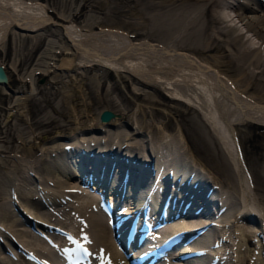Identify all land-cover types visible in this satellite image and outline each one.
Instances as JSON below:
<instances>
[{
	"label": "bare ground",
	"instance_id": "6f19581e",
	"mask_svg": "<svg viewBox=\"0 0 264 264\" xmlns=\"http://www.w3.org/2000/svg\"><path fill=\"white\" fill-rule=\"evenodd\" d=\"M222 1L158 0V5L162 7L166 5L169 8L166 11L168 12L167 16L162 21L165 36H159L165 39L156 41L154 38L153 40H133L130 38L131 36L129 37L126 33L117 31L114 28L104 27V29L99 31L92 30V28H89L91 30H84L86 28L83 29L77 23H74L76 18L82 16L83 9L89 4H86V0H83L75 10L68 13L70 14L69 18H63L59 15L60 13L58 14L66 22L74 20V22L69 24H62L60 32L58 31L65 40V44L44 50L37 61L33 63V52L36 50L39 40L46 39L49 34L47 33L48 35H46L45 31L42 30L35 34H28L32 43L25 46L27 49L23 51L21 49L24 46L20 45L18 41L19 34L10 29V27L22 26L26 30H38L47 26V24L49 25L52 18L39 13H34L31 16L5 14L3 12L6 11L0 10V37L7 33L8 48H11L12 45L14 49L16 59L13 61L12 66L17 74V87L24 89L23 85H25L26 81H29L33 85L30 91L35 94L34 89L38 86L35 83L34 75L36 72L42 71L47 74H53L50 84L54 88L57 86L60 91L58 93L61 94L59 95L60 99H57L59 100L57 101L58 103H49L50 109L46 110V116L41 117L42 115H40L37 118H34V115L32 116L31 114L33 108H31L30 102L33 100H30L34 96L30 97V93L29 95H5L6 97H4L1 104V110H5L6 114L0 118V140H2L0 153L3 155L0 159V164L7 165L11 161L12 167L7 170L13 174L19 166L18 163H20L17 162L18 158L22 155L33 156L30 168L41 175L42 182L47 184L49 181H56L58 185V188L55 189L44 187L46 193L49 194L46 196L49 197L48 201L44 200V204L57 206L55 209L59 211L57 214L70 219L65 224L53 223L52 218L55 211H44L38 205L25 203L24 215H26L28 220L29 217L34 219V225L37 228H32L25 219L20 218L21 220H19L17 216L11 217L0 212V236L4 234L8 237L10 236L16 244H21L27 250V253L36 252L46 264H80L76 258L73 257L74 261L72 256L64 252L71 245L69 238H65L62 234L54 233L56 237L53 235V237L51 236L52 239L56 238L54 240H58L60 236L63 238L61 240L64 243L60 247L52 248L38 236L36 231L46 236V232L38 226L53 230L55 228L53 225L56 224V228L60 226L67 232L81 235L86 240L85 233L81 231L86 230L96 235L95 251L93 252L90 248L92 253H99L103 246H106L105 249L110 255L109 260L113 264H130L131 258H124L123 253L120 252V244L125 247L127 245L123 237L129 233V230L135 232V239L130 236V240L133 242L138 240L139 244H135L134 249L129 245V248L132 247V250L129 249L130 254L133 255L137 251L133 255L134 258H138L141 253H143V257H147V253L152 252V247L149 245H154L157 239H154L155 234L150 233L145 236V240H141L139 234H141V230L150 232L151 229L149 228H154L157 220L158 222H163L164 230L160 234H156V236L159 235L162 240L170 237L169 241L172 240L173 242L184 237V242L182 245L177 243L174 246V253L178 254L177 258L159 259L156 264H247L249 259L252 260L249 264H264V254H262L264 253V248L261 246V235L259 234L264 231V203L262 202L264 197L259 198V194L256 195L251 180L252 175L250 176L242 159V146L238 141L239 133L237 134L239 128L238 130L236 128L238 123L243 124L253 120L261 121V123L263 121L264 123V104L256 100L257 97H255L256 101L250 98V95L252 93L254 95V92L264 93V68L255 70L257 66H260L259 49H243L242 36L236 34L232 28L215 27L214 15L218 8H220V13L230 16V12L226 9L228 4L226 2L222 4ZM226 1L232 2L233 0ZM238 3V17L242 21L247 22L249 30L258 35L261 39V44L264 46V0H238ZM137 10L135 8V12ZM260 10L263 11L258 13L257 11ZM249 11H255L256 13L253 14ZM166 12L164 13L166 14ZM84 16L86 17V15ZM79 20L76 21L79 22ZM94 21L93 19L92 21L90 20V22L96 23ZM96 21H98V18ZM103 23L102 27L105 26ZM82 25L86 26L85 23ZM159 28L161 30V27ZM150 35L151 37L154 36V34ZM58 36L60 37V35ZM154 37L156 38L157 36ZM58 39L60 40V38ZM0 50H2L1 47ZM212 50L224 52L229 61L220 63V61L210 60L206 57V53ZM60 53L68 55L61 62L62 65L65 64L69 68L75 65L78 68H83L84 72L79 70L76 75L69 74L66 79L64 78L66 75L62 77L59 73H53L55 71L54 67H58L60 62L53 63L50 59H55V56ZM132 54H146L147 58H150L149 63L147 62L149 67L143 69L135 64L130 65L127 62H123L125 57L132 56ZM233 57H236V59ZM40 58L43 60L48 59L45 63H42L39 60ZM154 58H157V60ZM25 63L28 64V71L23 70L21 67ZM86 65L90 67L88 68ZM96 65L111 66L113 69L128 71L129 74H132V79L137 77L142 81L154 82L156 86L158 85L157 88L160 90V95H166L174 99L190 100V103L194 107L196 106L195 108L201 115L205 113V117H203L210 126V132L216 135V139L219 138L217 140L222 141L225 146L221 144L227 148L224 150L225 156L221 161H219L221 159V153H219L220 158H218L219 162L216 166L225 174L223 176L230 178V185L237 183V190L238 188L239 190L236 191L235 189L236 192H243V194L240 192L238 206L234 207L235 209H232V200L228 193L222 192V199L221 195L217 194L216 183L204 172V169L193 164L187 166L189 163L186 157L187 151L183 148L184 145L182 143L190 146V140H187L181 125L177 124L179 134L182 137L181 140H178L176 135L178 133L169 131L168 122L154 120L156 114L147 119V112L151 113L153 110L144 111L142 103H139V107L134 110L135 112H132L128 107L126 109L125 104V107H118L117 105L119 104L114 101L113 103L118 110H125L122 111V114L106 108L114 113V116H111L110 119L105 120L101 116L99 118L92 117L93 120L91 119L87 122L81 120L83 118L73 122L75 112L82 114L84 108L92 106L96 98L111 95L113 90L119 89L120 91L121 89L118 87L116 80L109 83L102 78V75L90 72L97 68ZM229 66L233 68L235 66L240 69L241 72L239 74L243 73V75L239 78H230L222 71V67L227 69ZM27 72L29 73L27 74ZM252 78L253 81L251 80ZM9 80L11 82V76L8 78L7 75V83H3L7 87H9ZM248 81H252L251 85ZM244 82L249 85L241 88V84ZM138 85L135 86V93L130 94V99L135 100L134 95L142 94L143 91ZM2 92L1 94H3ZM246 92L250 93L249 97L245 94ZM192 96H204L207 99L208 106H204L205 103L201 104L193 101ZM163 102L162 99L155 101L157 104ZM165 104L167 103L165 102ZM63 105L64 108H62ZM53 112L58 113L62 117L57 118ZM152 113H155V111ZM121 116L125 117L122 118V122L117 121ZM14 119L21 120L20 124L25 123L26 127L24 126L23 130L27 128V132L16 133L18 135L12 134L13 131L11 133L6 132V125ZM19 123L18 125H20ZM114 124H118L117 127L111 128L110 126ZM9 128L7 127V129ZM79 129L82 132L77 140L71 144L60 143L54 148H64L61 152L71 150V160H67L68 158L66 159L65 153H63L62 157L66 159V163L58 155L61 153L59 152L56 154V164L51 157L47 162L49 164L48 167L47 165L44 166L42 162H44L45 157L39 155L41 153L40 143L43 141V137L45 138L52 132H56L59 135H70ZM199 131L200 129L198 133L202 132ZM203 134L202 132L201 135ZM255 134L257 133L255 132ZM201 135L198 136L201 138ZM207 135L205 136L207 137ZM15 140L16 142H14ZM192 149L195 152L194 154H196L197 151L194 150V147ZM215 149L214 147L212 148L214 152ZM201 150L200 154L204 149ZM219 150H216V152ZM51 151V148L45 149V153H50ZM199 153L197 152L198 155ZM176 156H181L182 158L180 159L185 160L186 163L180 162L175 158ZM215 156H213L214 159ZM62 161L67 165H63ZM53 164L55 165L53 166ZM50 165H52L53 169L50 168ZM219 169L217 168V171ZM48 172L50 175H48ZM224 183L219 182V186L221 184L224 185ZM226 189L229 190V188ZM224 190L225 188H223ZM18 194L20 197L23 196L21 191ZM74 194H77V196L72 199ZM0 195H2L1 192ZM2 199L3 197L0 196V202ZM26 199L29 200V196ZM60 200H63L64 203L69 201L68 205L59 206L58 204H61ZM102 201L108 202V204L111 203L116 208H112V212L108 214L99 206ZM70 208H72L71 210L74 214H69ZM127 213L133 215L130 216V219L124 220L123 214L126 215ZM116 215L119 216L116 217ZM58 231L61 232L60 230ZM214 231H217V233L215 232L216 238L220 239V241L223 240V242L221 241L220 244L222 245L219 244V248H213L214 250H212L211 244H213L214 240H211ZM177 232L180 235L171 239ZM49 237L48 235L47 238ZM126 238L128 240V237ZM146 239L148 243H146ZM256 239L258 240V248L251 245V243L255 244ZM87 243L91 247L89 241ZM57 251L58 253L62 252L64 258L58 255ZM151 254H154V250ZM4 256L0 255V261L5 263ZM33 260V257L32 259L30 258L29 264H37ZM81 264H84V262Z\"/></svg>",
	"mask_w": 264,
	"mask_h": 264
},
{
	"label": "rangeland",
	"instance_id": "374dc122",
	"mask_svg": "<svg viewBox=\"0 0 264 264\" xmlns=\"http://www.w3.org/2000/svg\"><path fill=\"white\" fill-rule=\"evenodd\" d=\"M82 1L81 0H66V1L65 0H61V1L60 0H38V1L37 0H0V10L6 11V12H3L5 14L11 13V14H18L21 16H23V15L31 16L34 13H39V14H44L46 16L48 15L49 17L52 18V21L49 22V25L47 24V26H45L42 29L40 28L38 30H26L22 26H11L10 27V29L16 31L19 34V40L18 41H19L20 45L24 46V48L21 49L23 51H24V49H25V51L27 49L25 46H28L30 43H32V40L29 38L28 34L38 33L39 30L45 31L46 35L49 34L46 38L47 40L46 39H44L42 41L39 40V42L37 44V48L33 52V57H32V63H33V62L37 61L38 57L43 53L44 50H46L48 48H53L56 45L57 46L58 45L63 46L65 44V40L63 39L62 35L59 33L60 28H61L60 26H62V24H69L70 22H74V20H70V22H66V21H64L63 18H65V17L69 18L70 14H68V13H70L72 10H75L79 6L80 2H82ZM157 1L158 0H141V1L137 0V3H136V0H99V1L98 0H89V1L86 0V4L87 3H89V4L83 9L82 16H79L78 18H76V20L80 19L79 22L75 20L74 23H77L79 25V27H82L83 29L86 28L84 30H88L89 28H92V30L99 31L101 29H104V27L105 28H114L117 31H121L123 33H126L127 35H129V37L131 36L130 38H132L133 40H141V39H143V40L144 39H150V40L152 39L153 40V38H154V40H156V41H163L165 38H160L159 36H162V37L165 36V29H163L162 21L165 18V16H167L168 12H166V11L169 8V6L167 7L165 5L166 7L165 6L162 7V6L157 4L158 3ZM225 2L228 4L226 9L230 12V16L223 15V13H220V11H219L220 8H218V10L216 11V13L214 15L215 27L232 28L236 34H239L240 36H242V48L243 49H249V48L259 49V51H260V60H259L260 62L259 63L260 64L259 63L258 64L260 66H257L255 68V70L263 69L264 68V46L261 44V39L252 30H249V28L247 26V22L242 21L241 18L238 17V6H239L238 0H233L232 2H228L226 0H223L222 4ZM136 4H139V5H136ZM152 4H153V6H152ZM149 7H150V9H149ZM135 8L138 9L139 11L137 10L135 12ZM140 8H141V12H140ZM155 9H156V11H155ZM262 11L260 10L257 12L261 13ZM164 12H166V14ZM249 12H251L253 14L256 13L255 11H249ZM83 13H85V14H83ZM58 14L61 15L63 18L58 16ZM161 14L164 15L163 18H162ZM84 15H86V17ZM142 15H144V16H142ZM150 15H151V17H150ZM97 18H98V21H96ZM87 19H88V21H87ZM92 19H93V21L95 19L94 22H96V23L90 22V20L92 21ZM84 23L86 26L82 25ZM90 23H91V25H90ZM102 23L105 24V26L102 27L101 26ZM99 24L101 27L98 26ZM109 26H111V27H109ZM140 26H142V27L140 28ZM151 26H153L155 28H153ZM50 27H51V29H50ZM119 27H120V29H119ZM159 27H161V30ZM138 28H140V29H138ZM156 28H158V29L156 30ZM89 30H91V29H89ZM147 31H148V33H147ZM160 31L161 32L163 31L162 33H164V34H162ZM54 32H56L58 35H60V37ZM138 32H140V33L138 34ZM150 34H154V36H157V37L156 38L154 36L151 37ZM7 38H8L7 33H4L0 37V47L2 48V50H0V65H2L5 68L7 75H8V78L11 76V82H10V80L8 81V83L10 82L9 87H7L3 83H0V90H1L0 91V118L3 115L5 116V114H6L5 110H1L2 100L4 99V97H6L5 95H10V94H19V95L28 94L29 95V93L31 94V95H29L30 97L34 96L33 99L31 98V100H30V101L33 100L32 102H30L31 108H33L31 111L32 116L34 115V118L40 117V115H42L41 117H44V116H46V110L50 109L49 103H51V102L52 103H58L57 101H59V100H57V99H60L59 95H61V94H59L60 91L57 89V86H55V88H54L50 84V81L53 78V74H47V73L42 72V71H38L35 73L34 80H36L35 83L38 86L36 89H34L35 94H33L34 93L33 91H30L32 89L33 85L29 81H26L25 85H23L24 89L18 88L17 87L18 82L16 80L17 74L15 73L14 68L12 66L13 61L16 59V56H15L14 49H13L12 45H11V48H8V44H7L8 39ZM58 38H60V40ZM158 38H160L161 40ZM58 40H59V42H58ZM60 41H61V43H60ZM142 55L143 54H139V55L138 54H132V56L125 57L123 59V62H127L130 65L135 64L139 68H143V69L145 67H149L148 61L150 58H147L146 54H144L143 56ZM67 56H68L67 54L60 53V54L55 56V59L54 58L50 59L51 62H53V63L54 62H60L59 63L60 65L58 67H54L55 71L53 73H59L62 77H64L63 75H66V77H64L66 79L69 74L76 75L77 71H79V70L80 71L83 70V72H84L83 68H78L75 65L70 67V68H69V66L67 67V65H65V64L62 65L61 62L63 61L64 58H67ZM206 57L209 58L210 60L215 61V62L220 61V63H227L229 61V58L227 57V55H225V53L220 51V50L219 51L218 50H212L210 52H207ZM233 58L236 59V57H233ZM154 59L157 60V58H154ZM39 60L42 63L46 62V60H43L41 58ZM21 67L23 70L28 71V64L27 63H25ZM41 67H43V66L41 65ZM86 67L89 68L90 66L86 65ZM96 67L97 68L93 69L90 72L96 73L98 75H102V78L105 79L109 83L114 82L116 80L118 83V87L121 89H120V91H119V89L113 90L111 92V95H104L101 98H96L93 101L92 106H90L89 108H87V107L84 108V112H82V114L75 112V116L73 117V119H74L73 122L78 121L79 118H83L81 120H83L84 122L91 120L92 117H98L99 118V117H101V112L106 108L112 109V110L122 114L123 113L122 111L124 109L118 110V108L113 103L114 101L119 104V105H117L118 107H125L126 106V109L128 107L131 109L132 112H135L134 110L137 109L136 107H139V103H142L143 104L142 109H144V111H148V110L155 111V113H152L153 111L151 113L147 112L148 113L146 115L147 119H150V117L152 115L156 114L155 115L156 117L154 116L155 117L154 120L161 121V122H168V128L170 129L169 131H171L172 133L176 132L179 134L177 124L179 123L181 125V127L184 129V133H185L187 140L188 141L190 140L189 141L190 146L186 145V143H182L184 145L183 148L186 149V151H187V153H186V151L183 149L184 152L186 153V157H187L188 162H189L187 166H191L190 164H193V165H196L197 167H201L202 169H204V172L209 175L211 180L212 179L214 180L213 181L214 183H216L215 187L217 190V194L221 195V199H222L223 193H228L231 196L230 199L232 200V205H233L232 209H235L238 206L239 196H240L241 191L236 192L239 190V188L237 190V187H238V186H236L237 183L235 185L232 184L236 188H234L232 185H230V183H231L230 178L227 176L226 177L223 176L225 174H223V172L219 169V167L216 166V164L219 161L224 159V156H225L224 150H226L227 148L224 147L225 145L223 144L222 141L220 142V140L219 141L217 140L219 138L216 139V137H217L216 135H214L213 133L210 132V129H209L210 126L208 125V123L204 119L205 113L201 115V113H199L198 110L195 108L196 106L194 107V105H192V103H190L191 102L190 100L174 99V98H170L169 96H166V95H164V96L160 95V90L157 88L158 85L156 86V83L149 82V81H142V80L138 79L137 77L136 78L133 77V79H132V77H131L132 74L131 73L129 74L128 71L119 70L117 68L113 69L111 66H105V65H96ZM222 71L224 74H226L230 78H239L241 75H243V73L239 74V72H241V71H240V69L236 68L235 66H234V68L232 66L231 67L229 66L227 69L226 68L224 69L222 67ZM28 73L29 72H27V74ZM157 74H159V73L157 72ZM61 78H59V79H61ZM128 78L131 80H129ZM124 79H126V81H124ZM251 80L253 81V78ZM252 81L251 82L248 81V83L251 85ZM248 83L244 82L241 84L242 87H241V85H239V87L244 88L247 85H249ZM136 85H138L139 88L141 87L140 89L143 92H142V94H139L140 96L134 95L135 100L130 99V97H131L130 94L135 93L134 89H136L135 88ZM25 86H27V87H25ZM121 91H122V93H121ZM1 92L3 94H1ZM240 92H241V90H240ZM258 93H260V92H254V95L252 93L253 97H252V95H250V93L248 94V92H246L245 94L248 97L250 95V98L253 99L254 101L258 100L261 102V104H264V97H263L264 93L261 92L260 94H262V95H260ZM35 95H36V97H35ZM258 95H260V96H258ZM119 97L120 98L122 97L123 99L122 98L121 99L123 101ZM192 97H193V99H192L193 101H195L197 103L199 102L201 104L205 103L204 106H208L207 99L204 96H197V97L192 96ZM255 97H257V99ZM35 98L37 101L34 100ZM159 99H162L164 102L161 104L155 103V101H158ZM165 102L167 104H165ZM120 103H121V106H120ZM124 104H125V106H124ZM62 108H64V105ZM157 109H161V110H157ZM33 111H34V113H33ZM139 111H141V110H139ZM1 112H2V114H1ZM204 112L208 113L209 111H204ZM209 113H211V112H209ZM55 114H56L57 118L62 117L58 113H54V115ZM35 115H37V116H35ZM122 118H125V117L121 116V118H119L117 121L122 122ZM64 119H65V117H64ZM169 119H171V120H169ZM19 122H22V121L19 119H14V120H12V122H8L9 124L6 125V132L11 133V131H13L12 134H15V135H18L16 133H20V132H27V128H25L23 130L25 123L20 124ZM18 123L20 125H18ZM259 123H260V125H258ZM15 124H16V126H15ZM11 125H12V127H11ZM117 125L118 124H114V125H111L110 127L111 128L117 127ZM202 126H204V127H202ZM7 127L8 128L10 127V128L7 129ZM204 128H207L208 130L204 129ZM236 128H237V130L239 128V130H238L239 132L237 131V134L239 133L238 134V137H239L238 141H239V144L242 146V147L241 146L240 147L242 149L241 151H242V156H243V158H242L243 162H244L245 166L247 167V170L249 171L250 176L252 175L251 180H252V184H253L254 190L256 192V195L259 194L258 197L263 198L264 193H262V192H264V142H263L264 141V123H263V121L261 123V121L258 122L257 120H255V121L253 120V121L248 122V123H243V124L238 123V124H236ZM199 129H200V131H202L204 133L203 135H201L202 132L198 133ZM21 130H23V131H21ZM80 130L81 129H79L76 132H73V134H70V135H68V134L67 135H65V134L59 135L56 132H52L51 134L47 135L45 138L43 137V141L40 143V148H41L40 152L41 153L39 154V155H41V156L43 155L45 157V159L43 160L44 162H42V164L44 166L47 165V167H48L49 164L47 162L49 161V159L51 157L55 160V164H56L57 163L56 154L61 152L64 148H61V149H54V148H56L58 146V144H60V143L71 144L73 141L77 140L78 136H80L81 132H82ZM255 132L257 134H255ZM178 134H176L178 136V140L179 139L181 140L182 137L180 134H179L180 135V137H179ZM207 134H210V135H207ZM141 135H142V133H141ZM198 135H201L203 138L202 137L200 138V136H198ZM205 135H207V137ZM204 136H205V138H204ZM209 137H210L211 143L209 141ZM206 138L208 139L209 142L207 141ZM193 141H194V143H193ZM205 141H206V143L210 144V145L207 144L208 147H207ZM216 141H218V142H216ZM14 142H16V140ZM258 142H260V143H258ZM1 143H2V140H0V144ZM220 144H221V146H220ZM199 146H201V147H199ZM193 147H194V150L197 151L198 153L200 152L201 149L202 150L204 149L203 151L201 150L202 155L200 153L198 155L197 152H196V154H194L195 152L192 149ZM213 147H214V149L216 147L215 152H214V150H212ZM218 147L219 148L222 147V149H220L221 152H220ZM46 148H49V149L51 148L52 151L50 153H45ZM198 149H200V150H198ZM209 149H211V150H209ZM216 150H219V151L216 152ZM190 151H192V152L190 153ZM63 153H65L66 159L68 158L67 160L70 161L71 157H72L71 150L61 152L58 155L62 157ZM213 153H215V154L213 155ZM219 153H221V159L220 160L218 159V158H220ZM189 156H191V157H189ZM213 156H215V159L213 158ZM1 157H3V155L0 153V159H1ZM175 158H177L182 163H186L185 160L180 159V158H182L181 156H176ZM191 158L193 160L194 159L195 160L193 161ZM216 158H217V161H216ZM62 159L67 163V161L64 157H62ZM190 159H191V161H190ZM32 160H33V156L31 157V156H27V155H22L20 158H18L17 162H20V163H18L19 169L17 167L16 171L13 173L14 175L9 171L10 167H12V165L10 164L11 161H9L7 163V165L0 164V192L2 194L0 196L3 197V199L0 202V204H1L0 205V212L4 215L8 214L11 217L17 216V217H19L18 218L19 220L25 219V220H27L28 223H30L32 228H34V227L37 228V226L34 225V219L29 217V220H28V218H26V215H24L25 203H27V204L31 203V204L38 205L39 207L43 208L44 211H51V210L55 211L56 214L54 212L53 213L54 217L52 218L53 223L65 224V223L69 222L70 221L69 217L67 219V217L60 216L59 214H57L59 212L58 210H55L57 206L47 204V203L44 204V200L48 201L47 199L49 198V197H46L49 194L46 193L44 187L49 188V189H55V188H58V185H57L56 181H53V182L49 181V182H47V184L43 183L41 175L37 174L36 171H34V169L30 168L32 165V164H30V163H32ZM54 160H53V163H54ZM213 161H215V162L213 163ZM65 162L62 161L61 163H63V165L66 166L67 164H65ZM55 164H53V166ZM50 168L53 169L52 165H50ZM205 168H206V170H205ZM217 168L219 169L218 171H217ZM7 169H9V170H7ZM25 170H27V171H25ZM254 170H256L255 173H254ZM257 170H259V171H257ZM220 171L222 172V175H221ZM32 172H35V173H32ZM255 174H257V175H255ZM48 175H50L49 172H48ZM217 175H219V176H217ZM215 177H217V178L215 179ZM17 178H19V179H17ZM223 178L227 181H225ZM228 179H229V181H228ZM219 180H221V181H219ZM217 181H218V183H217ZM253 181H255V182H253ZM219 182L220 183L226 182V183H224V185L221 184L219 186ZM227 182H228V185H227ZM231 186L234 188V190ZM223 188H225L224 191H223ZM226 188H229V190H227ZM235 189H236V191H235ZM20 191L23 192L22 197H20V195L18 194V193H20ZM232 191H233V193H232ZM234 191L236 192V194H234L235 193ZM260 191H261V193H260ZM241 194H243V192H241ZM24 195H25V197H24ZM26 195L29 196V198L31 200L30 199L27 200ZM76 196H77V194H74L72 199H75ZM60 201H61V204L59 203L58 204L59 206L65 205V204L68 205L67 203L69 202V201H65V203H64L63 200H60ZM73 202H74V200H73ZM262 202L264 203V201H262ZM52 207H54V208L52 209ZM71 209L72 208H70V210ZM70 210L68 211L69 214L70 213L74 214L73 211L72 210L70 211ZM73 210H75V209H73ZM58 218H60V219H58ZM71 222H72V220H71ZM38 227H40L41 230L46 232L47 237H48V235L50 237L51 236L53 237V235H55L54 233H58L60 235L62 234V236H64L63 233L56 230L57 229L56 224L53 225V227H55L53 230L50 228H46L44 226H38ZM82 228H84V226H82ZM81 231L83 233H85V237H87L85 239L87 241H89V243L91 244V250L94 252L95 251L94 245L96 242V235L94 233L92 234L86 230H81ZM215 232L217 233V231L213 232L214 237L212 236V240H211V241L214 240L213 244H211L212 250L219 248L220 245H222V244H220L221 241L223 242V240L220 241V239L216 238ZM36 233L38 234V236L42 240L45 241V243H47L48 246H50L52 248H56L58 246L60 247V245L62 246L64 243L62 241L63 238L59 236L58 240H55V243L57 241H59V242L57 244L51 245V243H49V239L44 234L42 235L38 231H36ZM259 234L261 235V238H260L261 239V246L264 248V231L260 232ZM1 236H0V255H5L3 257V259L5 260V263L0 261V264H20V263L21 264H29L30 257H27V252H26L27 250L25 248H23L21 244H20L21 247H20V245H18V243L16 244V242H14V239H12L10 236L8 237L5 234L1 235ZM55 237H56V235H55ZM64 237L67 238L66 236H64ZM54 239H56V238H54ZM17 242H18V240H17ZM257 244H258L257 239L255 241V244L251 243L252 247H256ZM13 248H15L16 251H15V249L13 250ZM105 248H106V246H103V250L108 253V251ZM257 248H258V246H257ZM56 253L58 255H61L64 258L62 252L58 253V251H57ZM262 254H264V253H262ZM249 262L251 263L252 260L249 259L247 264H249Z\"/></svg>",
	"mask_w": 264,
	"mask_h": 264
},
{
	"label": "water",
	"instance_id": "95a60500",
	"mask_svg": "<svg viewBox=\"0 0 264 264\" xmlns=\"http://www.w3.org/2000/svg\"><path fill=\"white\" fill-rule=\"evenodd\" d=\"M0 83H7V74L2 65H0ZM102 119H110L111 116H114V113L111 110H103L101 113Z\"/></svg>",
	"mask_w": 264,
	"mask_h": 264
}]
</instances>
